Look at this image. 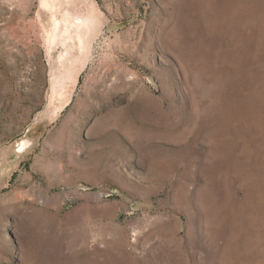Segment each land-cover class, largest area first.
Wrapping results in <instances>:
<instances>
[{
  "label": "rangeland",
  "instance_id": "1",
  "mask_svg": "<svg viewBox=\"0 0 264 264\" xmlns=\"http://www.w3.org/2000/svg\"><path fill=\"white\" fill-rule=\"evenodd\" d=\"M0 264H264V0H0Z\"/></svg>",
  "mask_w": 264,
  "mask_h": 264
}]
</instances>
